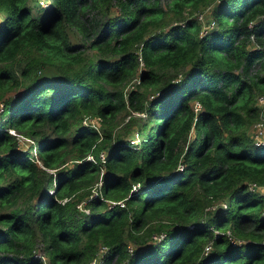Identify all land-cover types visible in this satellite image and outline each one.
Wrapping results in <instances>:
<instances>
[{
    "label": "trees",
    "instance_id": "trees-1",
    "mask_svg": "<svg viewBox=\"0 0 264 264\" xmlns=\"http://www.w3.org/2000/svg\"><path fill=\"white\" fill-rule=\"evenodd\" d=\"M0 104V264H264V0H0Z\"/></svg>",
    "mask_w": 264,
    "mask_h": 264
},
{
    "label": "built area",
    "instance_id": "built-area-1",
    "mask_svg": "<svg viewBox=\"0 0 264 264\" xmlns=\"http://www.w3.org/2000/svg\"><path fill=\"white\" fill-rule=\"evenodd\" d=\"M206 8L208 9L209 6L205 7L202 11H200L199 13L196 14V18H197L198 20H199V15H200V13H202ZM199 22H200V21H199ZM213 23H214V22H213V20H211V19L209 20V22H208L206 25H203V24H201V22H200V24H201V25H200V33H203V32H204L208 27H210ZM251 37H252V35H251ZM257 101H258V102H257ZM262 103H263V97H262V96H257V97H256V104H257L258 106H260ZM192 107H193V109L196 111V110H198L201 106H200V103H199L198 101L195 100V101H193ZM0 109H1V104H0ZM86 120H88V116H83V117H82V122H83V123H86ZM255 126H256V129L264 131V117H263L261 114H259V120H257V122L255 123ZM10 132H11V133H15L14 130H12V129L10 130ZM17 137H18V141H20V142H22V143H25V144H26V141H27V140L32 141L30 138L24 137V136L21 135V134H17ZM254 140H255V141H260V139H258V140L254 139ZM23 148H24V149H28L26 145H25V147H23ZM30 154H31L32 159H33L35 162L39 163V159H38V157L36 156V152H35L34 147H33V149L30 151ZM86 158L93 159V158L91 157V155H87ZM97 158H98V160H99V162H100V166H102V164L105 162V153H104V151H103L102 149L99 150V151L97 152ZM178 167L181 168V167H182L181 164H179ZM100 168H101V167H100ZM100 171H101V169H100ZM99 184H100V176H99L98 179L95 181V183L91 186V187H92V188H91V195H92V194H96V187H98ZM136 186H137V183L132 184L131 189H135ZM248 188H249V189H254V183H249V184H248ZM49 191H51V190H49ZM65 199H66V197L60 198V201L63 202ZM109 203H111V204H112V203H117V204H119V205L122 206V205H124V200H123V199L109 200ZM75 206H76L79 210H82V211L85 209V207H84V205H83V201L76 202V203H75ZM156 238H159V236H157ZM207 248H208V245L205 246V249H207ZM103 250H104V246L101 245V246L98 248V250H97V254H96L95 258H93V259L90 261L89 264H101V262H100V260H99V257L101 256V253H102Z\"/></svg>",
    "mask_w": 264,
    "mask_h": 264
},
{
    "label": "rangeland",
    "instance_id": "rangeland-1",
    "mask_svg": "<svg viewBox=\"0 0 264 264\" xmlns=\"http://www.w3.org/2000/svg\"><path fill=\"white\" fill-rule=\"evenodd\" d=\"M211 5H212V2L210 3ZM211 7V6H210ZM209 10H210V8L209 9H205L202 13H200V15H199V21L201 22V24H203V25H206L208 22H209V20H210V17H209V15H208V12H209ZM92 12L93 13H96L97 15H98V11H96V10H92ZM77 39V40H79L81 37L79 36V35H77L76 37H74L73 39ZM81 41H82V38H81ZM84 42V41H83ZM84 51L89 55V56H92V50L90 49V48H85L84 49ZM17 67V66H16ZM254 69H252L251 71H253ZM261 71H263V69H260ZM193 101H195V100H193ZM193 101H192V104H193ZM255 102H256V98H255ZM258 102V101H257ZM126 117H127V114H123V113H121V115L120 116H118L117 117V120H116V122L117 123H119V122H123L125 119H126ZM257 120H259V115H258V117L256 116V118L255 119H253V121L251 122V123H249L248 125H246V130H245V133H246V135H247V137L250 139V140H252V139H256V140H258V139H260V140H262V139H264V131H262V130H258V129H256V126H255V123L257 122ZM86 124H91L92 126L93 125H96L95 123H94V121L91 119V118H88V120H86ZM12 128L11 127H9V131L11 130ZM13 130V129H12ZM193 134V131H192V129L189 131V135L191 136ZM24 137H27V138H30L32 141H29V140H27L26 141V144L25 143H22V142H20L19 141V145L23 148V147H25V145L27 146V148H28V150L29 151H31L32 149H33V140L36 138V135H23ZM133 138L135 137V136H132ZM136 138V137H135ZM66 164H69L70 163V160H67L66 162H65ZM92 188V187H91ZM71 198H73V199H75V195L73 194L72 195V197ZM77 201V200H76ZM75 201V202H76ZM80 201H82V200H79V201H77V202H80ZM263 207H264V205H263Z\"/></svg>",
    "mask_w": 264,
    "mask_h": 264
}]
</instances>
